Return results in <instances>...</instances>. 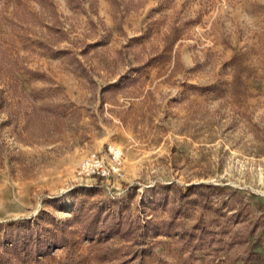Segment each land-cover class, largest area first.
I'll list each match as a JSON object with an SVG mask.
<instances>
[{
	"label": "rangeland",
	"instance_id": "obj_1",
	"mask_svg": "<svg viewBox=\"0 0 264 264\" xmlns=\"http://www.w3.org/2000/svg\"><path fill=\"white\" fill-rule=\"evenodd\" d=\"M108 145L125 178H77ZM47 230L39 264H264V0H0V236Z\"/></svg>",
	"mask_w": 264,
	"mask_h": 264
},
{
	"label": "trees",
	"instance_id": "obj_2",
	"mask_svg": "<svg viewBox=\"0 0 264 264\" xmlns=\"http://www.w3.org/2000/svg\"><path fill=\"white\" fill-rule=\"evenodd\" d=\"M144 236L141 234L142 246L146 244ZM65 241L63 233L60 237L59 234H52L50 230H47L45 234L36 235L28 232V236H24L20 240L18 236H13L12 233H5L4 236L1 233L0 264H31L33 262L39 264L40 259L35 260L34 257H45L47 249L56 245L62 246ZM10 253L13 254L11 258Z\"/></svg>",
	"mask_w": 264,
	"mask_h": 264
},
{
	"label": "built area",
	"instance_id": "obj_3",
	"mask_svg": "<svg viewBox=\"0 0 264 264\" xmlns=\"http://www.w3.org/2000/svg\"><path fill=\"white\" fill-rule=\"evenodd\" d=\"M124 156L123 148L108 145L104 153H92L86 156L80 162L76 176L81 180H123L125 178Z\"/></svg>",
	"mask_w": 264,
	"mask_h": 264
}]
</instances>
